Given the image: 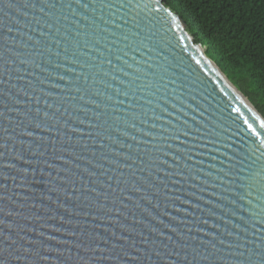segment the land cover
Returning <instances> with one entry per match:
<instances>
[{
  "label": "water",
  "instance_id": "water-1",
  "mask_svg": "<svg viewBox=\"0 0 264 264\" xmlns=\"http://www.w3.org/2000/svg\"><path fill=\"white\" fill-rule=\"evenodd\" d=\"M0 264H264V117L166 0H0Z\"/></svg>",
  "mask_w": 264,
  "mask_h": 264
},
{
  "label": "trees",
  "instance_id": "trees-1",
  "mask_svg": "<svg viewBox=\"0 0 264 264\" xmlns=\"http://www.w3.org/2000/svg\"><path fill=\"white\" fill-rule=\"evenodd\" d=\"M264 117V0H166Z\"/></svg>",
  "mask_w": 264,
  "mask_h": 264
},
{
  "label": "snow or ice",
  "instance_id": "snow-or-ice-1",
  "mask_svg": "<svg viewBox=\"0 0 264 264\" xmlns=\"http://www.w3.org/2000/svg\"><path fill=\"white\" fill-rule=\"evenodd\" d=\"M250 127H251V125H250Z\"/></svg>",
  "mask_w": 264,
  "mask_h": 264
}]
</instances>
